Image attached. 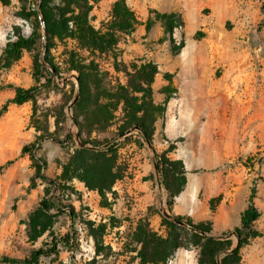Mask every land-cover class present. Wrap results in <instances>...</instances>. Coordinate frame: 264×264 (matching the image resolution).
<instances>
[{"label":"rangeland","instance_id":"1","mask_svg":"<svg viewBox=\"0 0 264 264\" xmlns=\"http://www.w3.org/2000/svg\"><path fill=\"white\" fill-rule=\"evenodd\" d=\"M64 1L0 0V112L16 94L10 85L39 88L0 116V259L44 249L53 253L37 264H142L149 234L166 239L174 223L183 246L160 264H200L207 234L191 220L222 243L218 264H255L264 247V0H124L136 21L106 53L47 38L44 13L67 9ZM119 1L90 3L96 30L112 25ZM170 15L182 22L173 33ZM21 39L28 48L6 51ZM69 60L83 67L82 98ZM149 63L157 73L143 101L134 77ZM141 104L152 142L136 127L120 132ZM165 184L181 190L172 207ZM253 189L259 234L235 253Z\"/></svg>","mask_w":264,"mask_h":264},{"label":"trees","instance_id":"2","mask_svg":"<svg viewBox=\"0 0 264 264\" xmlns=\"http://www.w3.org/2000/svg\"><path fill=\"white\" fill-rule=\"evenodd\" d=\"M99 0H65L64 3L67 9L60 6L49 7L44 13V20L46 24V34L49 40L54 38L66 39L72 38L77 39L84 48H88L92 51H99L100 53H106L113 49V46L117 44L118 38L117 33L121 31H127L130 28V22L136 21L133 13L127 8L125 1L120 0L114 6L113 17L114 20L111 22L112 25L107 29L106 32L102 30H96L90 21V11L92 7L91 2L96 3ZM72 7V9H71ZM70 9V10H69ZM78 9V11H77ZM67 14H71L67 17ZM175 15H170L165 19L166 29L173 33L174 29L178 26H182L181 19L178 17V21L175 19ZM70 22L73 23L75 28L69 31ZM177 22V23H175ZM23 48L27 47V41L21 39L15 42L6 51L11 54H15ZM50 46H47V51L49 52ZM80 61H83L80 58ZM80 61L69 60L67 65L69 70H76L79 73L78 82L80 86V98L84 97V71L81 67ZM58 69L56 68V72ZM125 74L131 78L132 75L124 71ZM157 73V69L151 64H147L142 67V71L139 75L135 76L134 79L138 82L137 87L133 89L134 93L143 94V101L147 99L150 95L151 84L154 80V76ZM39 82V81H38ZM16 91L13 99L9 100L4 106L3 110L0 112V116L7 109L8 104L23 105L29 101H35L39 88L31 87L25 89L23 87L10 85ZM125 91V89H124ZM133 95V94H132ZM147 95V96H146ZM133 98V96H131ZM127 104L128 100L123 99ZM138 102V98L135 99ZM146 104V101L144 102ZM143 104H141L132 115H125L123 127L120 132L126 131L130 128H139L148 142H152V132L149 129V125L153 122V119L148 118V116H140V111H142ZM27 149H25L26 151ZM36 160V157H33ZM166 159L162 158L160 163H158V168L163 178L168 180V172L166 173ZM167 191L169 193L168 206L172 207L175 202L176 196L181 190L177 192H172L168 186ZM100 189V188H99ZM256 190L253 189L249 197L248 208L242 213L241 216V226L235 229V233L239 238L238 248L235 253L244 245L248 244L250 239L258 236V231L254 229V223L261 218V212L255 205ZM186 224L201 233L207 234L205 237V243L200 256V264H205L212 262L213 264H218L219 253L223 250L222 243L210 236L211 228H207L204 224L195 225L191 220L187 221ZM170 231L166 239L156 238L154 234H149V238L146 240L145 253L141 252V263L142 264H160L168 260L173 254L183 246L182 235L179 232L178 226L174 223H169ZM181 228V227H180ZM152 243V244H151ZM152 249L148 251V247ZM53 251L39 249L32 255L31 260L27 259H17L11 257H2L0 259V264H37L38 259L41 256L52 254Z\"/></svg>","mask_w":264,"mask_h":264},{"label":"crops","instance_id":"3","mask_svg":"<svg viewBox=\"0 0 264 264\" xmlns=\"http://www.w3.org/2000/svg\"><path fill=\"white\" fill-rule=\"evenodd\" d=\"M263 244H260L261 247H262ZM258 255H264V247H262L261 249L257 250V252L255 254V257L252 259L253 262H255V264L264 263V258H261V257L256 258Z\"/></svg>","mask_w":264,"mask_h":264}]
</instances>
